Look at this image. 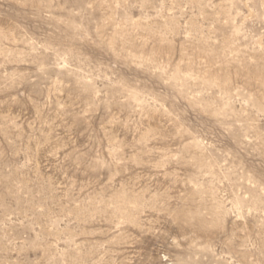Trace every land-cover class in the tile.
I'll return each mask as SVG.
<instances>
[{
    "label": "rangeland",
    "instance_id": "rangeland-1",
    "mask_svg": "<svg viewBox=\"0 0 264 264\" xmlns=\"http://www.w3.org/2000/svg\"><path fill=\"white\" fill-rule=\"evenodd\" d=\"M0 264H264V0H0Z\"/></svg>",
    "mask_w": 264,
    "mask_h": 264
}]
</instances>
